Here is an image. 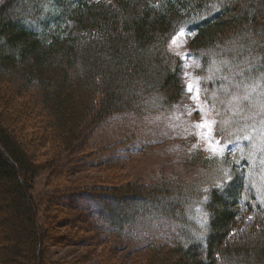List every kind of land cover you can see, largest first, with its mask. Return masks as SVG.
<instances>
[{
	"label": "trees",
	"instance_id": "1",
	"mask_svg": "<svg viewBox=\"0 0 264 264\" xmlns=\"http://www.w3.org/2000/svg\"><path fill=\"white\" fill-rule=\"evenodd\" d=\"M181 29L193 33L197 73L218 89L222 109L244 79L264 73V0H0V264H54L52 246L75 245L57 236L78 227L58 221L81 210L69 197L92 207L94 248L110 256L114 232L186 223L199 193L176 181L33 193L42 171L54 186L94 167L80 157L97 124L119 112H168L181 100L183 60L168 49ZM70 157L75 164L64 165ZM193 163L214 162L197 151ZM244 188L235 174L210 189L203 241L149 245L132 264H264V210Z\"/></svg>",
	"mask_w": 264,
	"mask_h": 264
},
{
	"label": "rangeland",
	"instance_id": "2",
	"mask_svg": "<svg viewBox=\"0 0 264 264\" xmlns=\"http://www.w3.org/2000/svg\"><path fill=\"white\" fill-rule=\"evenodd\" d=\"M183 30V37L177 36L179 31L168 44L172 53L186 57L182 58L185 92L181 100L168 112L142 117L119 112L97 124L89 133L87 155L80 157L81 161L93 163L94 167L65 177L62 183L54 186L47 185L48 171H42L33 193L39 199L49 192L91 188L115 182V179L147 185L176 181L199 193L190 199L186 223L179 226V230L180 223L171 226L170 223L141 222L132 230L114 232L109 235L108 246L115 254L110 256L107 250L103 253V247L94 248L96 233L89 231V222H94L92 207L69 197L67 203L71 206L76 203L81 210L72 213L68 210L67 215L58 221L64 224L69 220L78 227L58 231L57 236L63 237L65 243L75 245L52 246L50 259L54 264H132L133 257L149 245L172 242L176 238L203 241L209 231L206 208L209 191L213 186L224 185L235 174L245 185V198L255 210H264V73L242 80L241 89L236 88L232 96L229 94L226 98L230 96L229 101L222 99L226 105L222 109V105L216 104L220 103L218 89L211 92L212 89L206 86V75L197 73L202 64L189 52L193 33ZM173 38L177 39L176 44L172 43ZM212 73L215 74V68L211 69V77ZM222 80L226 81L225 78ZM189 83L198 86L199 99H193L194 93L187 89ZM224 86H220L222 90ZM201 121L215 122L211 136L206 129L197 127ZM212 148L216 151L213 152ZM197 151L214 162L211 168L193 163ZM71 160L70 157L62 162L74 165Z\"/></svg>",
	"mask_w": 264,
	"mask_h": 264
},
{
	"label": "snow or ice",
	"instance_id": "3",
	"mask_svg": "<svg viewBox=\"0 0 264 264\" xmlns=\"http://www.w3.org/2000/svg\"><path fill=\"white\" fill-rule=\"evenodd\" d=\"M185 35V32L183 29L180 30V32L177 34L178 37H183ZM173 44H176L177 43V39L176 38H173V41H172ZM177 55H182L180 53H177ZM182 58H185L186 57H183ZM185 75H188V73H185ZM187 89L189 92H193V99H199V88L198 86L192 84V83H189L187 85ZM247 97H245L246 99ZM202 110V109H201ZM215 123L214 121L213 122H208V121H201L197 124V127L201 128V129H206L208 131V134L209 136H211V131H212V124ZM245 139H250L248 137H246ZM212 141L209 140V144L211 145ZM216 144L219 145V141H216ZM213 152L216 151V148H212L211 149Z\"/></svg>",
	"mask_w": 264,
	"mask_h": 264
}]
</instances>
